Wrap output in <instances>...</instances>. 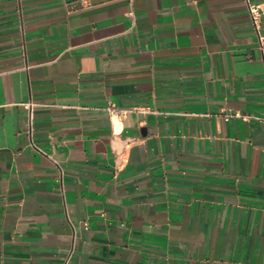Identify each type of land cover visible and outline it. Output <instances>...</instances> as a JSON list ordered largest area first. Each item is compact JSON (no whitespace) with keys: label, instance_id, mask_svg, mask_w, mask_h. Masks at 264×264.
<instances>
[{"label":"crops","instance_id":"0c3cea01","mask_svg":"<svg viewBox=\"0 0 264 264\" xmlns=\"http://www.w3.org/2000/svg\"><path fill=\"white\" fill-rule=\"evenodd\" d=\"M262 119L246 0H0V264H264Z\"/></svg>","mask_w":264,"mask_h":264},{"label":"built area","instance_id":"2783aa9c","mask_svg":"<svg viewBox=\"0 0 264 264\" xmlns=\"http://www.w3.org/2000/svg\"><path fill=\"white\" fill-rule=\"evenodd\" d=\"M247 5V11L249 20L252 23L253 29L257 35L258 44L261 48L264 47V34L260 32V23H261V17L264 15V0L259 2H251L249 0H246ZM108 113L115 117H120L121 115L125 114L127 110L125 109H119L116 108L114 105H109V107L106 108ZM264 121V119H262ZM119 160V157H117Z\"/></svg>","mask_w":264,"mask_h":264}]
</instances>
